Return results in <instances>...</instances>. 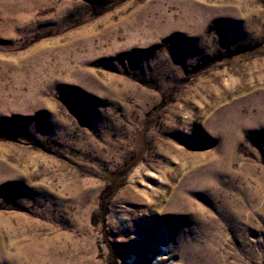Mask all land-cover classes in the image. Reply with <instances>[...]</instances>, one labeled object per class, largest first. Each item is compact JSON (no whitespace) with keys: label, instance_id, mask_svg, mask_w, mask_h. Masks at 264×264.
Segmentation results:
<instances>
[{"label":"rangeland","instance_id":"1","mask_svg":"<svg viewBox=\"0 0 264 264\" xmlns=\"http://www.w3.org/2000/svg\"><path fill=\"white\" fill-rule=\"evenodd\" d=\"M189 261L264 264V0H0V264Z\"/></svg>","mask_w":264,"mask_h":264},{"label":"bare ground","instance_id":"2","mask_svg":"<svg viewBox=\"0 0 264 264\" xmlns=\"http://www.w3.org/2000/svg\"><path fill=\"white\" fill-rule=\"evenodd\" d=\"M188 263H189V264H194V262H193V261H189ZM210 263H211V262H210ZM217 264H218V263H217Z\"/></svg>","mask_w":264,"mask_h":264}]
</instances>
